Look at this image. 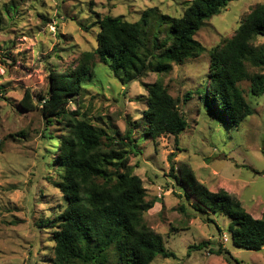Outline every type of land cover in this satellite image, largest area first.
<instances>
[{"label": "rangeland", "instance_id": "rangeland-1", "mask_svg": "<svg viewBox=\"0 0 264 264\" xmlns=\"http://www.w3.org/2000/svg\"><path fill=\"white\" fill-rule=\"evenodd\" d=\"M192 0H0V264H52L54 218L65 201L48 178L59 180L52 167L65 123L47 122L41 112H25L20 103L26 90L35 100L48 90L51 70L78 66L83 54L97 47L99 18L110 15L137 22L149 9L181 17ZM264 0H238L209 20L196 35L205 48L197 59L174 65L167 75L147 77L124 85L98 58L93 77L85 82L81 98L65 107L68 114L86 113L96 126L124 135L129 128L141 154L131 157L133 174L140 177L148 201L156 202L144 214L145 223L163 238L176 258L157 257L151 264H228L209 250L190 251L202 242L229 250L238 263L264 264L260 252L235 248L226 234L230 219L211 216L205 223L182 196L171 177V166L187 163L212 192L225 190L255 219L264 214V94L247 92L252 109L238 128H231L204 111L195 95L209 72L213 49L226 44L242 19ZM264 43L258 39L256 45ZM250 74L264 69L249 68ZM162 80L179 100L188 122L179 136L156 141L143 139L146 84ZM250 82L242 86L249 90ZM193 92V97L187 94ZM183 206L184 210L181 209ZM48 221L53 223L49 224ZM219 228L221 231H219ZM189 253V254H188ZM112 255L111 264L115 263Z\"/></svg>", "mask_w": 264, "mask_h": 264}, {"label": "trees", "instance_id": "trees-1", "mask_svg": "<svg viewBox=\"0 0 264 264\" xmlns=\"http://www.w3.org/2000/svg\"><path fill=\"white\" fill-rule=\"evenodd\" d=\"M235 1L192 0L181 17L149 9L134 23L110 15L99 18L95 24L99 29L97 47L92 53L83 54L73 70H51L48 90L38 94V100L26 90L20 103L23 111L38 110L47 122L64 121L66 125L52 161L59 180L48 178L65 201L54 218L52 264H111L112 255L116 264H151L157 257L176 258L144 220L156 202L147 200V190L130 166L131 157L141 154L135 129L129 128L124 135L118 130L109 133L96 126L88 114H68L65 107L72 99L81 98L85 82L94 75L95 58L124 85L149 73L167 75L174 65L199 58L205 48L196 35ZM258 39L264 40V4L242 19L226 44L213 49L209 72L195 92L204 111L231 128L240 127L252 115L247 92L256 97L264 94V76L249 73L250 67L264 69V43L256 45ZM247 81L251 84L248 91L242 86ZM144 87L147 96L141 137L156 141L174 136L178 140L188 127L179 100L162 80ZM171 172L181 190L179 195L205 223L214 224L211 216L224 215L231 220L225 232L235 248L263 250L264 214L255 219L225 190L210 191L187 163L177 168L172 165ZM193 250H209L225 257L228 264L238 263L229 250L215 248L212 242L192 246L189 253Z\"/></svg>", "mask_w": 264, "mask_h": 264}]
</instances>
